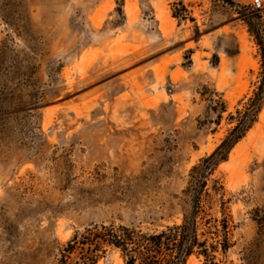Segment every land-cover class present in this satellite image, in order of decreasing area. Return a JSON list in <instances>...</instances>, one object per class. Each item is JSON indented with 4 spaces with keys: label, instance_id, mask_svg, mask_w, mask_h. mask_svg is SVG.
<instances>
[{
    "label": "rangeland",
    "instance_id": "1",
    "mask_svg": "<svg viewBox=\"0 0 264 264\" xmlns=\"http://www.w3.org/2000/svg\"><path fill=\"white\" fill-rule=\"evenodd\" d=\"M251 1L0 0V264H58L89 229L190 216L192 169L261 80ZM205 191L201 227L231 229L216 261L264 264V106ZM85 257L71 264H125L107 243Z\"/></svg>",
    "mask_w": 264,
    "mask_h": 264
},
{
    "label": "trees",
    "instance_id": "2",
    "mask_svg": "<svg viewBox=\"0 0 264 264\" xmlns=\"http://www.w3.org/2000/svg\"><path fill=\"white\" fill-rule=\"evenodd\" d=\"M256 38L262 56L261 80L245 109L238 111L239 119L232 131L208 157H204L192 169L197 188L190 216L186 215L180 224L169 225L153 232L128 226H112L111 229L102 226V231L98 227L89 229L86 234L76 235L68 242L60 253L58 264H71L74 254L86 258L85 253L93 252L100 243H107L118 249L125 264H186L192 256L201 259L203 264H222L216 261L217 254L226 255L231 247V229L227 218L213 221L207 219L202 228L198 217L204 213L203 201L210 196L205 191L209 177L220 163L228 159L234 146L257 122L264 106V40L259 36ZM90 260L91 264L96 263L95 258Z\"/></svg>",
    "mask_w": 264,
    "mask_h": 264
},
{
    "label": "built area",
    "instance_id": "3",
    "mask_svg": "<svg viewBox=\"0 0 264 264\" xmlns=\"http://www.w3.org/2000/svg\"><path fill=\"white\" fill-rule=\"evenodd\" d=\"M251 7L255 11H260L264 7L263 0H253L252 3H250Z\"/></svg>",
    "mask_w": 264,
    "mask_h": 264
},
{
    "label": "crops",
    "instance_id": "4",
    "mask_svg": "<svg viewBox=\"0 0 264 264\" xmlns=\"http://www.w3.org/2000/svg\"><path fill=\"white\" fill-rule=\"evenodd\" d=\"M253 1V0H252ZM252 1H251V3H252Z\"/></svg>",
    "mask_w": 264,
    "mask_h": 264
}]
</instances>
